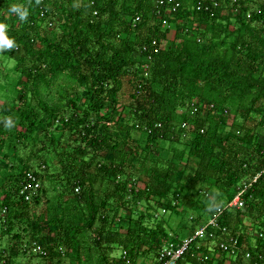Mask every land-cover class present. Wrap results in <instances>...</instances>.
I'll return each instance as SVG.
<instances>
[{"label":"trees","instance_id":"trees-1","mask_svg":"<svg viewBox=\"0 0 264 264\" xmlns=\"http://www.w3.org/2000/svg\"><path fill=\"white\" fill-rule=\"evenodd\" d=\"M157 1L0 0V30L11 43L0 53L17 60L22 105L18 124L6 128L10 108L0 126L5 136L14 128L10 144L0 142V167H9L0 180V233L12 234L23 254L38 242L48 251L39 254L46 264H65L66 257L85 264L93 245L102 264H140L147 254L162 264V246L181 239L162 222L152 227L150 213L135 215L139 205L157 203L184 218L179 203L198 206L186 190L205 184L219 189L217 203L203 209L212 217L262 172L243 194L244 207L226 210L219 222L239 240L231 264H264V0H220L212 12L197 8L210 0H172L168 7L179 6L171 13H159ZM248 96L250 105L241 106ZM233 107L242 126L228 125ZM39 138L51 147L40 150L57 154L35 167L18 150ZM177 141L186 146L171 148L172 159L150 160L162 142ZM31 171L41 189L28 202L18 191ZM47 180L63 185L60 195L84 219L53 214ZM190 220L208 222L203 212ZM20 229L32 239L21 242ZM211 244L193 242L177 264H220L227 254ZM116 249L126 256H113ZM2 259L15 261L11 254Z\"/></svg>","mask_w":264,"mask_h":264},{"label":"rangeland","instance_id":"rangeland-1","mask_svg":"<svg viewBox=\"0 0 264 264\" xmlns=\"http://www.w3.org/2000/svg\"><path fill=\"white\" fill-rule=\"evenodd\" d=\"M174 37V32L170 34V38L172 39ZM0 102L1 105L5 108L4 111L2 110L1 114L3 116H7V112H9L10 108L12 111V116L14 117L11 121V124H18L21 116L19 114L20 108H22L20 100L17 99V93H18V86H19V78H20V72L16 69L17 60L5 55H0ZM4 63L5 68H4ZM60 84L66 85L67 82L65 80L62 82H59ZM5 87V89H4ZM22 88V86H21ZM3 91V93H1ZM56 93L57 90H53V93ZM57 96V95H56ZM7 100V103L5 102ZM57 101V99H56ZM251 103V96H248L245 98L244 101H242L241 106H249ZM9 109V110H8ZM183 109L178 110V117H180V114ZM232 112H229L230 116L228 118V125L230 127V124L242 126L245 122L244 117L241 115V112L238 108L233 107L231 108ZM6 128H8V123L6 124ZM14 131V128L12 127L11 130H9V134L5 136V134L1 132L0 129V142H4V138H7V141L5 140V147L10 144L11 141V132ZM63 134V130H60L57 132L58 137H60ZM145 138V137H144ZM146 139V138H145ZM13 140L17 141L16 138ZM50 143L46 142L44 138H39L37 141V145H34L32 141L29 142V146H19V155L25 160L29 161V158L32 157V164L36 167L39 163L42 162L43 159L46 158L47 162H51V159L55 157L57 154L54 152L53 154L47 155V151L40 150L44 145L45 148H48L51 150V147L49 146ZM185 142L184 141H177L174 144H171L170 142H162V146L159 148V152H156L155 154L150 155V160H152L155 156H164L165 158L172 159L173 158V151H171L173 147L178 148L179 150H183L185 148ZM2 147V145H0ZM163 148H165L163 150ZM4 154V152L2 153ZM11 154V153H10ZM39 155L42 157V159H38L35 157L36 155ZM11 158L13 160H10V162H14L17 165H19L20 169L23 165L19 164L18 160H15L13 155H11ZM150 163V162H149ZM182 166V165H181ZM38 167V166H37ZM9 167L1 166L0 167V180L6 176V173H9L7 171ZM55 172V168L52 169ZM44 187L48 190V200L49 205L48 208H51L54 213H65V215L68 218H75L78 220L84 219L83 213L80 210L73 209L75 202L70 201L67 202L64 197H62L60 194L64 190V187L59 182L54 181H44L42 184ZM217 191H219L218 188H214L209 190L208 186L204 184V186L199 187L197 190L188 189L186 190V195L190 198H193L195 201L198 202V206L196 208H190L187 207L186 204L179 203L178 210L183 211L185 210L184 218L182 216L180 217L177 213L174 211L167 209L166 207L162 206L161 208L158 206L157 203H154L153 205H150L149 203H143L139 205L137 213L135 215H139L141 211H145L150 213L152 216H149V224L152 227L157 226L159 222H162L165 227L167 228V231L171 234L170 236H178L181 240L189 237L192 233L188 232L200 228V226H194L193 221L190 220V218L194 215L197 216L199 212H203V215L207 218V221L211 218L209 215V212H205L203 210L205 207L208 208V210L211 208L213 203H217ZM152 206H154L152 208ZM158 207V209H157ZM42 208H45V204L38 207L36 210L37 212H40ZM156 209V210H154ZM188 211V212H187ZM126 216L128 213L125 214ZM24 223H27L24 221ZM25 225V224H24ZM3 228V227H2ZM1 225H0V231H1ZM46 229V228H45ZM18 230V229H17ZM23 241L31 240V231L30 232H23V229H20ZM194 232V231H193ZM45 233V232H44ZM14 234V233H13ZM47 237L49 238L50 235H48V232L46 233ZM178 234V235H177ZM4 235L0 233V255L10 256V254L15 258V261H13V264H46V260L39 256L38 253H29V255L23 254L21 251H19L20 246L17 244V242L13 239L12 234ZM257 238V232L255 234V239ZM168 241H171L169 239ZM87 244H85L86 246ZM93 249L91 254H88L89 258L85 259V264H102L99 251L96 247L92 245ZM88 252V247H86L85 253ZM125 250L123 249H116L113 256H117V258H120L124 256ZM71 256V255H70ZM156 258L155 254H147L141 256V258L138 260L140 264H151V262L154 261ZM65 264H77L76 261H72L71 257H66V259L63 260Z\"/></svg>","mask_w":264,"mask_h":264},{"label":"built area","instance_id":"built-area-1","mask_svg":"<svg viewBox=\"0 0 264 264\" xmlns=\"http://www.w3.org/2000/svg\"><path fill=\"white\" fill-rule=\"evenodd\" d=\"M44 2L45 0H40ZM169 1L172 0H158V8L159 13H161L164 9L166 12L171 13L172 11H175L178 9L179 3H176L173 7H168ZM224 1V0H223ZM223 1L220 0H210L209 2L202 3L199 2L197 8L199 10H206L208 12L214 11L216 8L220 7ZM238 0H233L234 3H236ZM47 13V9H42V16ZM251 12L248 13V17L251 18ZM46 17V16H45ZM48 25L50 27L55 26V22L53 20H47ZM4 31L0 30V52L4 48L6 50L11 49L9 44L4 43L3 41ZM159 52V47H155L153 50V54H156ZM215 106L214 104H210V108L213 109ZM228 112L227 110L225 111ZM185 126V125H184ZM264 171V170H263ZM262 173V172H261ZM261 173H258L253 179V181L249 182L248 184H245V187L241 189L238 194L234 197V199L230 202H228L225 206L219 207L218 210L215 212V214L208 220V222L200 228L195 229L194 232L187 238L180 240V241H168L162 246V249L160 251L159 261L162 262V264H177L178 261L189 251L191 245L193 242L197 240H203V239H211V246H218V248L227 254V258L220 262V264H231V260L238 256L240 252L239 248V240L237 238L231 237L227 228L223 227L219 219L220 217L226 212L228 209H232L234 207L243 208L245 205L243 194L247 190L248 187H250L253 182H256ZM41 189V181L36 176L34 171L28 172L27 176L22 183L18 194L20 197L24 198L25 201H32L38 194ZM76 190H79V187L76 188ZM210 228H216L217 230H220L222 233V237H219L216 235L215 232H210ZM261 237H264L263 233L259 234ZM217 238L218 242H217ZM215 240L217 243H215ZM29 253H38L42 254L44 256L48 255V251L42 246V244L38 242H34L33 245L27 246ZM127 252H124V256H126ZM247 256H250V253L247 254ZM204 259L209 258V254L203 255ZM0 264H7L5 259H2L0 261Z\"/></svg>","mask_w":264,"mask_h":264},{"label":"crops","instance_id":"crops-1","mask_svg":"<svg viewBox=\"0 0 264 264\" xmlns=\"http://www.w3.org/2000/svg\"><path fill=\"white\" fill-rule=\"evenodd\" d=\"M1 54V53H0ZM5 56H7V55H5ZM2 58H0V60H1ZM5 64L6 63H4V68H5ZM4 89H5V87H4ZM1 93H3V91L1 92ZM6 103H7V100L5 101ZM4 107L1 105V102H0V126H2V123H3V118L5 117V116H3L2 114H1V112H2V110L4 111ZM13 264V263H12Z\"/></svg>","mask_w":264,"mask_h":264},{"label":"clouds","instance_id":"clouds-1","mask_svg":"<svg viewBox=\"0 0 264 264\" xmlns=\"http://www.w3.org/2000/svg\"><path fill=\"white\" fill-rule=\"evenodd\" d=\"M9 46H11V43H9ZM7 123L10 125V124H11V120L9 119V120L7 121Z\"/></svg>","mask_w":264,"mask_h":264}]
</instances>
